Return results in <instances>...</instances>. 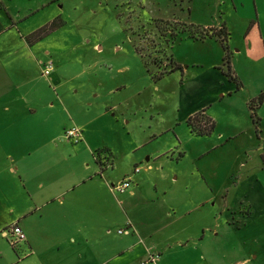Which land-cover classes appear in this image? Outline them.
<instances>
[{"label":"rangeland","instance_id":"obj_1","mask_svg":"<svg viewBox=\"0 0 264 264\" xmlns=\"http://www.w3.org/2000/svg\"><path fill=\"white\" fill-rule=\"evenodd\" d=\"M13 1L43 5L28 21L48 30L33 61L53 65L48 76L39 62L26 66L28 85L43 87L32 96L36 107L43 99L33 147L76 170L94 168V154L100 166L108 164L109 187L127 177L134 184V195L111 191L105 228L116 236L128 221L165 224L169 214L187 212L192 227L209 231L205 264H264V105L258 125L248 108L264 87V0ZM257 14L262 39L249 27ZM224 21L239 85L226 65L222 80L211 66L226 55L212 35ZM175 62L180 67L172 71ZM194 109L214 121L210 134L190 131ZM71 126L82 130V141L63 140L62 127ZM88 218L84 224L100 226V218Z\"/></svg>","mask_w":264,"mask_h":264},{"label":"crops","instance_id":"obj_2","mask_svg":"<svg viewBox=\"0 0 264 264\" xmlns=\"http://www.w3.org/2000/svg\"><path fill=\"white\" fill-rule=\"evenodd\" d=\"M42 6H15L13 0H0V264H140L149 253L158 255L156 264H205L203 237L209 231L192 227L189 213L175 216L173 212L167 223L148 222L149 226L144 227L128 221V233H118V227L113 236L104 226L113 213L108 200L113 189L104 177L108 164L100 166L93 154L94 168L85 164L83 170H76L51 162L43 146L33 147V125L38 122V107L43 99L36 98V107L32 96L43 87L28 85L25 72L27 62H39L33 57L38 40L44 36L39 31L47 25L36 22L32 27L28 21ZM252 26H256L262 39L259 17L251 20L249 27ZM221 27L227 33L230 52L231 28L226 21L217 26ZM223 58L224 55L222 62L214 59L211 65L220 80L223 74L219 72L223 73L227 64H223ZM199 64L193 60L191 66ZM229 65L241 84L232 58ZM228 84L236 88L230 80ZM226 91L231 94V88ZM262 91L264 87L248 104ZM263 105L264 101L258 108ZM46 106L50 109L53 104ZM34 155L42 156L33 158ZM127 193L135 194L134 184ZM86 215L88 219L100 218V226H92L91 220L84 224ZM12 224L19 225L26 234V239L15 246L4 236V230Z\"/></svg>","mask_w":264,"mask_h":264},{"label":"built area","instance_id":"obj_3","mask_svg":"<svg viewBox=\"0 0 264 264\" xmlns=\"http://www.w3.org/2000/svg\"><path fill=\"white\" fill-rule=\"evenodd\" d=\"M42 74L45 76L50 75V72L53 70V65L51 62L42 64ZM63 140L72 141V142H80L83 140L82 130L77 126H71L64 131ZM134 172H138V168L134 169ZM132 188L131 179L129 177L124 178L117 185H112V189L119 192L125 193L130 191ZM129 225L118 230V233H128ZM4 236L8 239L9 244L11 246H15L16 244L24 241L26 239V234L22 230V228L17 224L10 225L7 229L4 230ZM158 259V255L149 253L147 257L140 262V264H156Z\"/></svg>","mask_w":264,"mask_h":264},{"label":"trees","instance_id":"obj_4","mask_svg":"<svg viewBox=\"0 0 264 264\" xmlns=\"http://www.w3.org/2000/svg\"><path fill=\"white\" fill-rule=\"evenodd\" d=\"M53 26V23L51 24V27ZM47 27V26H46ZM50 29V28H49ZM46 30V31H45ZM44 31V33H42ZM48 30L44 28H42L39 33L45 35L46 32ZM212 35H216L218 37H220V42L222 44V47L226 53L224 61H226V65L228 67L227 73L226 75L230 78V79H236L232 72H231V68L229 65V52H228V44L226 42V37H227V33L224 32L223 27L220 28L219 32H216L215 34ZM209 35V36H212ZM222 35V36H221ZM205 36H201V38H204ZM180 66L176 65L175 68L172 70L174 71L175 69H178ZM163 74H159L156 78H159L160 76H162ZM239 85V83H238ZM237 85V87H238ZM264 101V91H262L256 99L252 100L249 104H248V108L250 111V116L252 118V121L255 125H258L260 123V117L257 115L256 113V109L260 106V104ZM204 109L202 111L196 112L193 115L189 116L187 119V125L190 129V131L194 134L197 135H207L210 134L214 128V121H212L208 116L205 117V121L201 120L202 115H205L204 113Z\"/></svg>","mask_w":264,"mask_h":264}]
</instances>
